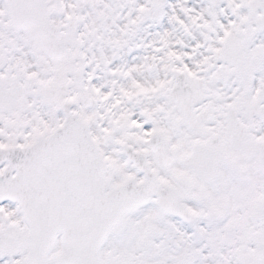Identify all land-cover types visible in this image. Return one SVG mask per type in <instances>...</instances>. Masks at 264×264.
Returning <instances> with one entry per match:
<instances>
[{
  "label": "snow or ice",
  "instance_id": "1",
  "mask_svg": "<svg viewBox=\"0 0 264 264\" xmlns=\"http://www.w3.org/2000/svg\"><path fill=\"white\" fill-rule=\"evenodd\" d=\"M0 264H264V0H0Z\"/></svg>",
  "mask_w": 264,
  "mask_h": 264
}]
</instances>
